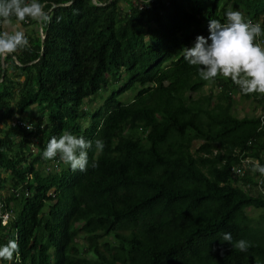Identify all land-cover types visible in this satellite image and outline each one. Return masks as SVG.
<instances>
[{
  "label": "trees",
  "instance_id": "obj_1",
  "mask_svg": "<svg viewBox=\"0 0 264 264\" xmlns=\"http://www.w3.org/2000/svg\"><path fill=\"white\" fill-rule=\"evenodd\" d=\"M40 2L50 20L19 22L29 45L0 61V246L19 245L0 264H264V214L245 212L264 175L243 162L264 166V106L238 119L237 86L183 58L227 11L264 29V0ZM65 133L93 142L86 171L43 157Z\"/></svg>",
  "mask_w": 264,
  "mask_h": 264
},
{
  "label": "clouds",
  "instance_id": "obj_2",
  "mask_svg": "<svg viewBox=\"0 0 264 264\" xmlns=\"http://www.w3.org/2000/svg\"><path fill=\"white\" fill-rule=\"evenodd\" d=\"M147 3L149 0H146L145 4ZM225 15L224 22L209 20V35L197 36L193 47L183 48V58L191 66H198L199 75L204 81L214 80L218 76L230 79L237 86L234 91L244 95L256 93V99L259 102L261 100L260 103L264 106V46L256 42L257 38L264 36V29L260 23L246 21L240 11H227ZM26 18L38 24L50 20L40 0H0V61L6 60L18 49L28 47L29 41L23 30L16 26ZM261 116L260 112L257 117ZM27 127L29 130L32 128L29 124ZM92 146L93 142L84 137L65 133L49 140L43 157L51 160L59 156L73 171H86L89 164L88 150ZM104 146L102 140L95 141L98 151H103ZM243 162L254 163L256 166L252 171L264 175V166L258 165L255 160L246 159ZM96 166L93 162L92 167ZM222 239L240 252H247L251 246L244 239L233 243L230 233H224ZM18 251L17 241L9 240L6 245L0 246V259L11 261Z\"/></svg>",
  "mask_w": 264,
  "mask_h": 264
},
{
  "label": "rangeland",
  "instance_id": "obj_3",
  "mask_svg": "<svg viewBox=\"0 0 264 264\" xmlns=\"http://www.w3.org/2000/svg\"><path fill=\"white\" fill-rule=\"evenodd\" d=\"M123 6H126V4H121ZM19 29L22 30V26L19 24L16 25ZM30 29H26L24 30V34H27L29 32ZM116 84H114L113 86H115ZM213 84L210 82L208 83L207 86L204 87V89L202 90L201 93L199 94H192V96L194 98H197L198 95H203V94H207L210 90H212ZM233 99H234V105H233V109H232V113L238 118L241 119L243 117H251V116H259L260 112H261V107L262 104L258 102V99H256V93L250 97V98H246L244 96H242L241 92L238 91H233ZM109 91H106L104 93H102V97L98 98L99 96H97L91 103L89 106V109L91 111H94L95 109H97L99 106H101L103 104V100L108 96ZM135 92H128L126 94H124L121 98L120 101H123L124 103L126 101H131L132 98L134 97ZM31 109H33L32 111L34 112V114H37L39 112V108L36 107H32ZM88 123V122H87ZM86 124V123H85ZM89 124V123H88ZM200 142H193V147L192 149H196L199 146ZM60 166H65V163L63 161H61V165ZM2 196H7V192L2 193ZM246 214L253 220H257L259 219L260 215L264 214V209L260 210V211H256L254 209H246ZM264 223V222H263ZM77 228H79V226H77ZM80 237L76 240V244L77 246L81 249V251L83 250L84 247H86V241L84 240V235L80 234ZM108 240H113V237L110 236L108 237ZM88 258H94L92 256V254H89L87 256Z\"/></svg>",
  "mask_w": 264,
  "mask_h": 264
},
{
  "label": "crops",
  "instance_id": "obj_4",
  "mask_svg": "<svg viewBox=\"0 0 264 264\" xmlns=\"http://www.w3.org/2000/svg\"><path fill=\"white\" fill-rule=\"evenodd\" d=\"M126 3V2H125ZM16 22L14 21V24H15ZM256 23H260V24H262V20H258ZM19 24V23H18ZM19 27H20V24H19ZM22 30L24 31L25 29H23L22 28ZM259 38H264V36H261V37H259ZM233 94V93H232ZM253 96V94H249V97L248 98H250V97H252Z\"/></svg>",
  "mask_w": 264,
  "mask_h": 264
}]
</instances>
